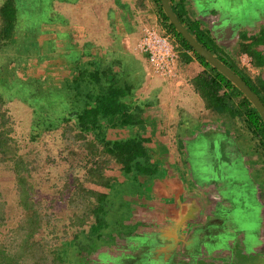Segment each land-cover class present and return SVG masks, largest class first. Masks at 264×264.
<instances>
[{"label": "crops", "instance_id": "1", "mask_svg": "<svg viewBox=\"0 0 264 264\" xmlns=\"http://www.w3.org/2000/svg\"><path fill=\"white\" fill-rule=\"evenodd\" d=\"M136 1L53 0L52 10L62 13L63 17L60 23L50 22L48 25L51 27L49 31L52 37L47 38V42L55 43L59 39L61 48L58 50L60 52L68 50L67 56L73 57V61L67 64L87 66L96 59L112 66L110 75L123 89L121 96L124 102L132 103V106L147 104L145 107L141 106L142 123L110 130L109 138L112 140L139 138L143 145L153 148L151 152L153 163L156 165L162 162L168 173L165 177H157L154 173L153 177L144 179L143 193L138 194L137 199H128L134 206L130 207V217L124 221V226L131 228L133 234L128 233L124 238L117 239L118 245L114 247L98 246L93 262L200 264L202 259L197 258H203L201 255L204 253V244L210 242L213 244L207 260L210 264L213 258V264H218L219 253L214 249L222 245L226 247V244L233 242L230 236L233 228L231 224L235 221L239 227L242 226L239 221L243 226L251 222V218L240 212L247 204L241 199L237 201L234 195H231V198L236 201V206L232 199L224 200L223 196L227 194L223 188L216 190L215 181H211L206 187L192 185L193 176L190 171L188 172L190 163L183 164V177L185 176L183 178L178 170L169 169L168 160L173 161L174 166H177L175 164L177 161L181 162L177 159L186 152V145L178 141L188 142L187 145L197 144L195 141L198 140V135L195 134L194 120H201L198 126L201 129L197 132L201 133L202 140L208 141L211 149L219 145V149L223 151V145L220 143L223 139L221 135L218 136L219 124L215 121L222 117L214 116L213 112L206 109L203 100L190 83L202 70L197 61L183 66L177 64L176 75L173 78L163 79L152 74L146 56L135 48L141 37L142 28L148 25L143 11L134 10V14H138L135 21L130 17L133 6L139 4ZM142 1L146 4L151 3L150 0ZM192 1L184 0L182 5L188 17L199 22V29H207L213 33L212 37L221 54L228 56L237 67H241L239 60L243 56L252 59L246 54L239 53L241 35L247 38L245 44L256 40L252 50L260 58L259 66L251 64V69L247 70L251 79L259 77L264 80V16L259 14L254 17L252 23H248L243 12L241 16H237L239 12L231 8L226 17L232 22L224 25L222 13L211 6L207 9L206 7L198 9L195 5L196 0L194 3ZM189 2L193 4L189 5ZM173 4L181 8L179 0H173ZM153 15L156 22L154 9ZM213 24H216V27H213ZM59 56L65 55L60 53ZM210 114L214 117L210 118ZM204 116L209 118L204 120ZM168 147L173 149L170 150ZM220 158L223 160V156ZM203 182L201 180V183ZM91 189L102 192L100 189ZM263 194V191L259 193L262 199Z\"/></svg>", "mask_w": 264, "mask_h": 264}, {"label": "rangeland", "instance_id": "2", "mask_svg": "<svg viewBox=\"0 0 264 264\" xmlns=\"http://www.w3.org/2000/svg\"><path fill=\"white\" fill-rule=\"evenodd\" d=\"M15 1L19 20L15 28L14 38L0 50V78H6L14 71V75H18L21 78L27 77L28 82L41 81L43 79L47 81L50 79L52 82L63 83L69 75V67L65 64L68 61H73V57L67 56V53L69 54L68 50L64 52L58 50L61 48L59 39L55 43L49 44L47 42V38L52 37L49 31L51 27L48 25L51 24L50 22L60 23L63 14L53 11L54 9L52 10L53 0ZM140 1L143 5L140 7L137 5L136 7L133 6V9L131 7L132 14L130 17L135 21L138 14H134V10L135 12L143 11L148 23L143 28L155 25L158 28L153 18L151 3L146 4L142 0ZM210 1L204 2L205 4L203 3L204 6H201V8L206 7L207 9V7L211 6L216 9L217 6L219 8L218 3L222 2L223 10L228 13L232 8L234 11L239 12L237 16H241L243 12L245 18L248 19V23H252L254 17L259 14L264 16V2L262 0ZM3 2L4 0H0V6ZM138 2L139 0L136 1V3ZM189 5H191L190 2ZM179 9L180 7L176 10L178 11ZM1 24L0 19V26ZM60 53L65 56H59ZM256 54L254 55L256 56ZM61 63L63 64L61 65ZM74 66L76 65L74 64ZM70 67L72 68L73 64ZM0 94L5 103L3 109L13 122V137L19 147V154L24 157V160L28 164L29 172L26 181L28 187L31 188V198L34 201V206H36L43 217L44 224L40 231L41 233L35 235V238L37 240L42 239L45 246L44 254L49 253L53 249H55V254H59L58 247L61 245V242L69 241L72 243L74 241L75 247L67 252L70 253L67 255L68 264H95L93 257L96 256L95 251L97 249L94 251L93 249L96 246L114 247L118 245L117 239L124 238L128 233L133 234L131 228L124 226V221L130 217V207L134 206V203L131 205L128 199H137L138 194L143 193L145 188L144 179H147L148 176L146 174L141 176L139 178L140 182L134 181L131 177L128 179L127 177H123L118 165H114L113 163L107 165L104 168V173L107 177L115 179L112 183L114 182L119 192L123 193L120 198L116 197L119 195L118 193L112 194L110 190L102 187H93L84 183L83 187L85 189H100L101 193L107 194L111 198V201L115 202V205L111 208L113 213L108 216V226L102 229L104 235L111 242H107V240L104 242L102 238L96 237L93 231L90 230V226L81 228L78 234H76V227L71 228L68 225L72 222L71 215H73V212L79 214L82 212L79 209L77 210V208L83 206V203L80 202L83 194L78 189V183L86 174L84 168L85 162L83 160L84 150L81 149L83 141H73L74 134H77V132L75 130L68 131L69 127L67 125H62L55 130L34 132L32 129V108L28 106L29 104L19 99H8V96L2 89H0ZM210 115L212 117H209L213 118L218 114L213 113L214 116ZM221 117L215 121L219 124L217 133L223 139L220 142L223 145V151L219 149V145H217V148L211 149V144L207 143L208 141L204 142L202 140L201 133L197 132L201 129L198 127L201 120H194L195 134L198 135V140L195 141L197 144L193 145L191 143L187 145L188 142L183 140L178 141V143L186 145V152L181 154L177 159L181 162L177 161L175 163L178 166L179 162V167L174 166L173 161L170 162L168 160L169 169L178 170L183 177V164L186 165L189 162L191 167L188 172L190 171L191 176H193L192 185L206 187L211 181H215L214 186L216 190L223 188V191L227 194L223 196L224 200L225 198L232 199L231 195H234L237 201L242 200L247 205L251 204L248 207L246 205L245 209L240 211L244 212L245 216L251 218L249 225L243 226V223L239 221L242 226L237 227L234 221L231 224L233 228L230 231L233 242L226 244V247L222 245L214 250L219 253L217 255L219 256L218 264H264V199L259 196V193L264 192L262 148L259 144L257 146L252 141L250 134H248V131L244 129L241 123H235L223 117V115ZM207 118L204 116V120ZM204 120L202 119V121ZM220 127H223V129H219ZM31 134L37 136L32 139ZM85 137L87 140L91 139L89 133H86ZM195 138L193 135V139ZM192 140L190 142H194ZM168 148L170 150L173 149V147ZM220 156H223V160ZM152 164L155 163L152 161ZM156 165H158L155 170L157 177H165L168 174L164 166L165 164L159 162ZM185 165L184 167H186ZM185 180L184 183H186ZM201 180L204 182L201 183ZM16 193L18 192L12 172L1 165L0 200L5 203L7 215L6 227L0 229L2 233L6 231V228H17V224L21 220L23 213H21V208L17 205ZM232 200L236 206V201ZM244 215L243 217L246 218ZM89 221L90 225L95 223V219ZM262 221L263 223H261ZM56 235H58L59 239L56 238ZM212 244L210 242L204 244V253L201 255L203 258H197L202 259L200 264H209V260L207 259L210 256L209 250ZM81 245L86 246L84 252L87 260L91 263L86 262V260L84 261L85 257L79 256L83 253ZM49 259L43 264H57L49 262ZM213 262L214 259L212 258L210 264H213ZM195 264H199V262Z\"/></svg>", "mask_w": 264, "mask_h": 264}, {"label": "trees", "instance_id": "3", "mask_svg": "<svg viewBox=\"0 0 264 264\" xmlns=\"http://www.w3.org/2000/svg\"><path fill=\"white\" fill-rule=\"evenodd\" d=\"M181 8L177 11L173 0L169 3L177 15L180 22L195 37V39L210 53L216 56L227 67L234 71L258 96L264 105V80L259 77L250 78V73L246 67H237L236 63L221 54L212 33L207 29H199V22L192 21L188 13L184 10V0H179ZM157 18L158 30L167 34L177 52V64L183 66L197 61L202 70L194 77L190 83L194 91L203 100L206 109L233 121L241 123L250 134L252 141L262 148V161L264 162V123L257 111L249 101L236 89L224 76L212 68L208 63L198 56L188 43L174 30L164 15L159 0H150ZM138 6H142L141 1ZM0 50L15 36V28L18 19V9L15 0H4L0 6ZM239 53L246 54L252 61L253 66H259L260 58L254 55L252 46L256 43L245 44L246 36L241 35ZM147 58V57H146ZM257 59V60H256ZM148 61V60H147ZM26 63V62H25ZM69 63V61H68ZM67 64V63H66ZM65 64V65H66ZM69 67V75L64 82H55L48 79L41 81H27V77H19L12 74L6 78H0V89L6 93L8 99H19L29 104L32 108L34 132L42 130H55L62 125H67L68 131L75 130L73 141H83L85 176L78 183V189L82 192L83 208L81 214L73 212L72 222L68 225L76 227V234L81 228L90 226V230L96 237L102 238L105 242L107 236L102 232L103 227L108 226V216L113 213L111 208L115 202L105 194L94 190H87L83 184L94 185L110 190L112 194L120 193L115 187L113 177H107L104 168L113 163L118 165L123 177H132L138 181L145 174L153 177L156 167L152 164V147L143 145L139 138L112 140L109 138L110 130L123 128L142 123L141 109L147 106H132L124 102L121 96L123 89L112 76V66L105 65L99 60H93L87 66ZM78 68V69H77ZM48 85V86H47ZM126 101V100H125ZM5 105L0 94V166L8 168L14 178L17 188V205L21 208V220L17 228H6L5 232H0V264H43L47 262L57 264H68L69 250L73 249L75 242L64 241L58 247L59 254H55L53 249L44 254L45 246L42 239L37 240L35 235H39L43 227V217L34 206L31 198V188L28 187V164L24 157L19 154V147L13 137V122L3 109ZM215 111V112H214ZM74 127H72V126ZM89 133L90 140L85 134ZM32 139L37 135L31 134ZM112 164V165H113ZM151 165L153 166L151 168ZM153 169V171H151ZM119 184V183H118ZM108 205H107V204ZM121 206V205H120ZM82 208V209H81ZM105 208V209H104ZM95 219L96 225H90V221ZM120 219V218H119ZM7 215L5 203L0 200V229L6 227ZM83 230V229H82ZM75 234V235H76ZM103 236V237H101ZM58 238V235H56ZM59 239V238H58ZM93 239V238H91ZM103 242V243H104ZM83 253L80 257H85L84 247L81 245ZM98 247L93 249L96 250Z\"/></svg>", "mask_w": 264, "mask_h": 264}, {"label": "water", "instance_id": "4", "mask_svg": "<svg viewBox=\"0 0 264 264\" xmlns=\"http://www.w3.org/2000/svg\"><path fill=\"white\" fill-rule=\"evenodd\" d=\"M205 0L204 2H207ZM210 1V0H209ZM213 1V0H211ZM210 1V2H211ZM219 1V0H218ZM161 9L168 19V22L173 26L174 30L188 43L192 50L200 56L206 63H208L212 68L224 76L236 89H238L242 95L249 101L252 107L257 111L258 115L261 117L264 123V105L258 98V96L248 87V85L229 67H227L223 62H221L216 56L206 50L195 37L185 28V26L180 22L177 15L174 13L169 0H159ZM217 10L223 14L224 25L231 21L229 17L227 18V12L223 10V3H218ZM198 9L201 6L196 4ZM232 22V21H231ZM216 27V24L212 25ZM216 33V32H215ZM213 34V33H212ZM216 39V38H215Z\"/></svg>", "mask_w": 264, "mask_h": 264}, {"label": "built area", "instance_id": "5", "mask_svg": "<svg viewBox=\"0 0 264 264\" xmlns=\"http://www.w3.org/2000/svg\"><path fill=\"white\" fill-rule=\"evenodd\" d=\"M136 51L145 55L154 76L173 78L177 70V52L170 37L155 26L143 28L142 35L136 42ZM240 64L249 68V60L244 56Z\"/></svg>", "mask_w": 264, "mask_h": 264}, {"label": "flooded vegetation", "instance_id": "6", "mask_svg": "<svg viewBox=\"0 0 264 264\" xmlns=\"http://www.w3.org/2000/svg\"><path fill=\"white\" fill-rule=\"evenodd\" d=\"M193 1H194V0H193ZM193 1H192V2H193ZM203 1H205V0H196V1H195V5L198 4V5H200V6H204V5H203V3H204ZM192 2H191V4L194 3V2H193V3H192ZM262 2H264V0H262ZM204 4H205V3H204Z\"/></svg>", "mask_w": 264, "mask_h": 264}, {"label": "clouds", "instance_id": "7", "mask_svg": "<svg viewBox=\"0 0 264 264\" xmlns=\"http://www.w3.org/2000/svg\"><path fill=\"white\" fill-rule=\"evenodd\" d=\"M243 57H244V56H243ZM245 57H246V56H245ZM246 58L249 60V63H250L249 68H247V67H246V68H247V69H251V60H250L248 57H246ZM239 61H240V60H239ZM239 64H240V62H239ZM240 66H241V67H244V66H242L241 64H240Z\"/></svg>", "mask_w": 264, "mask_h": 264}]
</instances>
